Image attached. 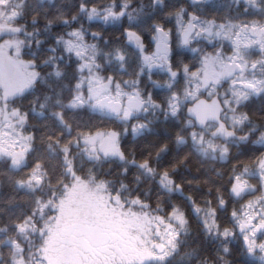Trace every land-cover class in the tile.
<instances>
[{
    "label": "snow or ice",
    "instance_id": "1",
    "mask_svg": "<svg viewBox=\"0 0 264 264\" xmlns=\"http://www.w3.org/2000/svg\"><path fill=\"white\" fill-rule=\"evenodd\" d=\"M210 2L0 0L3 264H264V0Z\"/></svg>",
    "mask_w": 264,
    "mask_h": 264
},
{
    "label": "trees",
    "instance_id": "2",
    "mask_svg": "<svg viewBox=\"0 0 264 264\" xmlns=\"http://www.w3.org/2000/svg\"><path fill=\"white\" fill-rule=\"evenodd\" d=\"M182 1V0H180ZM31 4L34 6L41 4L42 0H29ZM99 2V0H98ZM103 2H107V0H103ZM147 2V0H145ZM171 2H176V0H173ZM75 3V0H54L53 4H49L48 0H43L44 8L40 10V16L38 18V27L43 30L45 26V16L47 15L49 18L55 15L56 8L62 7L65 10H71L72 5ZM220 8V7H219ZM45 9L47 10L45 12ZM87 26V25H86ZM59 25L53 26V31H59ZM92 30H97L95 27ZM120 36V32L116 28H108L105 31V38L111 40L113 43L116 42L117 37ZM43 38V37H42ZM157 78V77H154ZM46 91V89L42 87H38L37 93L43 94V92ZM25 106H27V101L24 102ZM264 103L260 100H256L253 104V108L258 110L261 106V104ZM87 117H85L86 119ZM39 127V124L37 125ZM164 130V124L161 122L157 128L156 131L163 132ZM155 138L152 136L146 137L144 139H137L136 141H132V138L129 136L128 138V145L132 146L135 145L137 148H139L141 145L146 144ZM199 167L198 163L193 160L191 165V176H196V168ZM206 170H208L209 175H211L210 168L211 165H205L204 166ZM5 171L4 165L0 164V226H2L3 222H5L9 217L13 216L14 214H18L21 209L26 207V198L23 197L22 193H16L13 191L11 185L8 182V178L3 175L2 173ZM192 192L194 195L199 196L200 192L196 191L195 187H193ZM9 200L12 202L9 203ZM196 225L193 223V235L195 237L196 234ZM197 243L201 244V255H203L205 258H208L211 264V252L212 248L207 243H202V238H195L192 241V246L195 247ZM6 251H3L0 253V264H3L4 260L6 259ZM230 259L233 261V264H244V257L241 256L239 252V245H233V256L230 257ZM194 264L196 262L194 261Z\"/></svg>",
    "mask_w": 264,
    "mask_h": 264
},
{
    "label": "rangeland",
    "instance_id": "3",
    "mask_svg": "<svg viewBox=\"0 0 264 264\" xmlns=\"http://www.w3.org/2000/svg\"><path fill=\"white\" fill-rule=\"evenodd\" d=\"M172 1V0H171ZM184 4H187L188 0H182L180 1ZM221 2L219 0H211L209 6L207 7L206 11L210 17H215L217 21L219 22L224 18V15L222 11L219 10ZM235 15L234 13L230 12L229 10L226 11L227 15Z\"/></svg>",
    "mask_w": 264,
    "mask_h": 264
},
{
    "label": "flooded vegetation",
    "instance_id": "4",
    "mask_svg": "<svg viewBox=\"0 0 264 264\" xmlns=\"http://www.w3.org/2000/svg\"><path fill=\"white\" fill-rule=\"evenodd\" d=\"M219 1L221 2L219 10L222 11L224 17L226 16L227 10L235 14L234 7L230 10L231 0H219Z\"/></svg>",
    "mask_w": 264,
    "mask_h": 264
}]
</instances>
